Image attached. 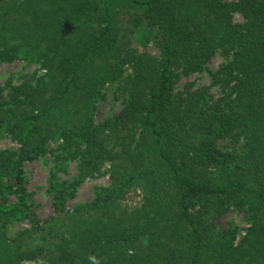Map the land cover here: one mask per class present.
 <instances>
[{
  "label": "trees",
  "instance_id": "trees-1",
  "mask_svg": "<svg viewBox=\"0 0 264 264\" xmlns=\"http://www.w3.org/2000/svg\"><path fill=\"white\" fill-rule=\"evenodd\" d=\"M143 21L159 56L133 45ZM216 54L224 62L209 70L210 85L179 88ZM17 58L46 72L24 74L0 102V129L20 143L0 150V264H264V0H0V64ZM105 81L116 82L124 106L97 125L91 107ZM54 137L64 139L57 157L80 169L54 186L56 208L106 160L113 182L51 249L31 247L7 230L31 215L24 163ZM143 180L144 205L114 212ZM232 207L252 222L236 247L213 224Z\"/></svg>",
  "mask_w": 264,
  "mask_h": 264
},
{
  "label": "rangeland",
  "instance_id": "rangeland-1",
  "mask_svg": "<svg viewBox=\"0 0 264 264\" xmlns=\"http://www.w3.org/2000/svg\"><path fill=\"white\" fill-rule=\"evenodd\" d=\"M126 18L125 16L120 22L125 26L128 24ZM235 19L239 21L242 19V16L236 14ZM132 37L133 45L140 48V50H146L153 55L159 56L160 51L155 43V30L146 21H143ZM222 62H224V57L221 54H216L208 62L207 70L193 74L190 77H181L178 84L179 88L183 87L187 82L194 81L198 84L210 85L209 70H216ZM35 71L38 75L45 74L46 72L45 68L39 62L30 61L29 59L17 58L11 62L1 63L0 88H3V91L0 93V102H4L7 99V88L9 84H19L24 74L34 73ZM123 72L124 75L131 74L133 72L132 65L125 63ZM116 86V82L105 81L97 89V96L91 107V117L94 124H104L123 108L124 99L123 96L116 93ZM211 92L218 94V88L216 86L212 87ZM63 142V137H54V139L49 141V150L46 154L26 161L23 166L26 190L25 209L31 215L14 219L9 224L7 233L9 237H15L23 232V236L20 235L21 238L24 237V241L31 247L43 245L51 249L53 244H56L58 241L56 233L60 230L72 229L77 220L74 216L84 220L85 215L83 212L86 209L85 207L94 200L98 189L108 187L113 182L111 177L113 164L111 161L106 160L101 167V173L86 175L78 184L74 197L65 200L63 204L59 205V208H56L54 186L72 182L80 176L78 159L57 157L63 150L60 148ZM19 147L20 143L17 139L13 138L4 127L0 129V150H16ZM144 182V180L134 182L132 186L126 189L125 193L116 199V204L113 208L114 212H134L140 209L144 205L147 194ZM9 200L13 203L16 202L17 195L11 193ZM191 211L194 215L198 213L195 209ZM58 212H61L63 216L67 215L65 222L60 218L61 225L52 223L56 219ZM73 214L74 216H72ZM248 216L244 210H238L232 207L223 215L213 218L215 232L228 233L229 237L232 238L233 246L236 247L246 236L251 226L252 222ZM185 225L184 223L183 226ZM42 226L44 227L41 228ZM48 229H52L55 234L52 232L49 233ZM25 231L30 233L25 234ZM42 257L44 255L40 256V258ZM209 261L211 263L214 260L211 259Z\"/></svg>",
  "mask_w": 264,
  "mask_h": 264
}]
</instances>
